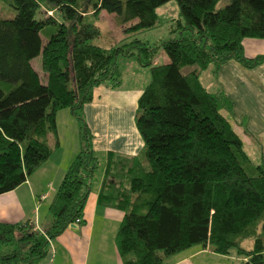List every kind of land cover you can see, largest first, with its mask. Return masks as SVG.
<instances>
[{
  "label": "trees",
  "instance_id": "trees-1",
  "mask_svg": "<svg viewBox=\"0 0 264 264\" xmlns=\"http://www.w3.org/2000/svg\"><path fill=\"white\" fill-rule=\"evenodd\" d=\"M170 1L0 0V194L23 185L59 148L58 112H71L81 140L48 206L49 225L0 223V264H36L76 219L82 225L99 165L83 108L98 86L120 85L116 61L133 56L150 72L134 116L142 150L107 153L97 199L123 213L115 236L121 263L164 264L200 246L264 264V165L247 158L222 115L229 100L199 79L231 60L248 69L264 64V55L248 58L242 45L264 39V0H175L176 36L139 45L136 36ZM101 12L123 27L124 38L107 49L92 43ZM159 48L169 62L152 66Z\"/></svg>",
  "mask_w": 264,
  "mask_h": 264
},
{
  "label": "crops",
  "instance_id": "crops-1",
  "mask_svg": "<svg viewBox=\"0 0 264 264\" xmlns=\"http://www.w3.org/2000/svg\"><path fill=\"white\" fill-rule=\"evenodd\" d=\"M242 45L248 58L264 55V39H244ZM132 58L134 56L129 59ZM135 64L137 70L142 68L138 62ZM212 73V85L204 87L212 94L221 92L229 100L230 106L221 110L222 115L231 124L251 162L264 165V64L248 69L231 60L217 73ZM143 89V86L110 89L108 85H100L93 90L92 102L84 106L83 115L91 133L95 157L100 153L105 162L108 152L129 156L141 152L143 143L136 130L134 116ZM127 114H130V125L125 130L122 123ZM49 141L54 143L52 137ZM57 141L59 148L33 173L34 179H30L32 174L15 190L0 194V223H28L38 231L47 226L48 206L81 148L79 125L69 110L57 114ZM103 172L99 181L94 182V176L92 178L82 225H72L52 240L47 254L36 264H122L115 236L123 213L97 203ZM41 213L45 219L42 225ZM201 254L216 255L208 248L191 247L169 256L164 264H197Z\"/></svg>",
  "mask_w": 264,
  "mask_h": 264
},
{
  "label": "rangeland",
  "instance_id": "rangeland-1",
  "mask_svg": "<svg viewBox=\"0 0 264 264\" xmlns=\"http://www.w3.org/2000/svg\"><path fill=\"white\" fill-rule=\"evenodd\" d=\"M225 3L220 4L222 6ZM1 6V4H0ZM10 15L14 16L15 12L10 9ZM158 21L156 25L150 29L146 30L144 32L139 33L136 38L138 44L148 43L150 46H154L156 44H159L163 41H166L168 39H171L176 36L175 33H171L172 26L175 25V21L179 19V10L178 6L175 0H172L163 6L159 7L156 11ZM4 16V15H2ZM98 27L100 30V36L99 38L93 40V44L98 46H103L105 48L120 42L124 38L123 34V27L119 24L118 19L115 15L108 14L106 12H102L99 15V21H98ZM168 60V57L164 53V51L159 48L156 52V55L152 61V66H160L165 65L169 62V60L166 62L165 60ZM136 58H124L119 57L116 61L117 70L120 73L121 77V83L116 88L121 89H130L133 87H140L143 86L145 88L147 84L150 81V72L148 68H138L136 69ZM32 65L34 68L38 71H41L39 68L40 65V58H36L32 61ZM191 69V68H189ZM213 66H209L206 70L202 71L200 73V81L203 86L208 87L212 85L213 83ZM107 85H111V83H106ZM68 111V110H67ZM128 115V114H127ZM124 122L122 123V126L125 130H128V127L130 125V114L126 117H123ZM243 150V149H242ZM246 151V150H245ZM243 150V153L247 156V158L251 161V157H248ZM96 158L98 159L99 166L95 171L93 181H99V177L101 173L103 172L104 168V157L102 154L98 153L96 154ZM255 158V157H254ZM254 160V159H253ZM30 179H34V174L30 177ZM45 219L43 218V213H41L40 218V224L42 225L44 223ZM47 226L50 223L49 216L46 218ZM45 229V227L43 228ZM42 229V230H43ZM244 248H251L252 241L251 240H245L243 242ZM199 248L200 246H193ZM197 264H244L240 258L234 257H226V258H220L217 255H211V254H201L197 258Z\"/></svg>",
  "mask_w": 264,
  "mask_h": 264
},
{
  "label": "built area",
  "instance_id": "built-area-1",
  "mask_svg": "<svg viewBox=\"0 0 264 264\" xmlns=\"http://www.w3.org/2000/svg\"><path fill=\"white\" fill-rule=\"evenodd\" d=\"M45 197H42V199H44ZM80 223V219H76L75 224L74 225H78Z\"/></svg>",
  "mask_w": 264,
  "mask_h": 264
}]
</instances>
